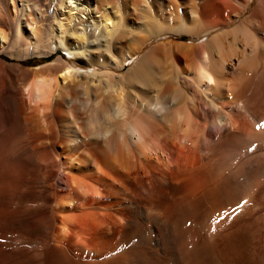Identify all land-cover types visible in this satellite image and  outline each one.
Listing matches in <instances>:
<instances>
[{"label":"bare ground","instance_id":"obj_1","mask_svg":"<svg viewBox=\"0 0 264 264\" xmlns=\"http://www.w3.org/2000/svg\"><path fill=\"white\" fill-rule=\"evenodd\" d=\"M0 233V264H264V0H0Z\"/></svg>","mask_w":264,"mask_h":264},{"label":"rangeland","instance_id":"obj_2","mask_svg":"<svg viewBox=\"0 0 264 264\" xmlns=\"http://www.w3.org/2000/svg\"><path fill=\"white\" fill-rule=\"evenodd\" d=\"M54 58V57H53ZM53 58H50V59H48V60H41L40 62V64H42V63H48V62H50ZM37 59V58H36ZM45 59V58H44ZM84 70V69H83ZM4 236V234H2V233H0V239L2 238Z\"/></svg>","mask_w":264,"mask_h":264}]
</instances>
